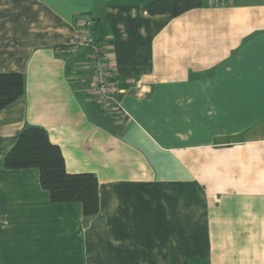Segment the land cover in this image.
<instances>
[{
  "label": "crops",
  "instance_id": "1",
  "mask_svg": "<svg viewBox=\"0 0 264 264\" xmlns=\"http://www.w3.org/2000/svg\"><path fill=\"white\" fill-rule=\"evenodd\" d=\"M151 0H0V74L23 96L0 111V264H264V0H201L176 17ZM94 21L122 92L96 102ZM25 126L68 173H93L99 213L51 203L37 169L5 170Z\"/></svg>",
  "mask_w": 264,
  "mask_h": 264
},
{
  "label": "trees",
  "instance_id": "2",
  "mask_svg": "<svg viewBox=\"0 0 264 264\" xmlns=\"http://www.w3.org/2000/svg\"><path fill=\"white\" fill-rule=\"evenodd\" d=\"M200 6L201 0H151L145 5V10L150 15L176 17ZM23 94L24 78L20 73L0 74V111ZM2 166L5 170L37 169L40 186L48 192L51 203H79L85 218L99 213L96 176L93 173H68L59 146L50 141L42 127H23L5 154Z\"/></svg>",
  "mask_w": 264,
  "mask_h": 264
},
{
  "label": "built area",
  "instance_id": "3",
  "mask_svg": "<svg viewBox=\"0 0 264 264\" xmlns=\"http://www.w3.org/2000/svg\"><path fill=\"white\" fill-rule=\"evenodd\" d=\"M93 28L94 21L91 18L85 15L79 17L67 49L70 52L82 47L90 49V83L96 101L106 114L116 117L121 113V102L117 98V93L122 91L119 90L118 82L114 79L108 47L96 39Z\"/></svg>",
  "mask_w": 264,
  "mask_h": 264
}]
</instances>
